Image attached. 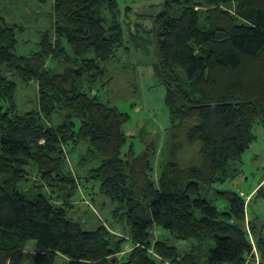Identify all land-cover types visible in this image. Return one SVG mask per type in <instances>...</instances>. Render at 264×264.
Instances as JSON below:
<instances>
[{"label": "trees", "instance_id": "1", "mask_svg": "<svg viewBox=\"0 0 264 264\" xmlns=\"http://www.w3.org/2000/svg\"><path fill=\"white\" fill-rule=\"evenodd\" d=\"M51 10L52 27L30 55L15 53L18 26L0 27V264H24L31 240L34 264H55L58 255L67 264H118L125 239L101 223L85 229L53 197L30 199L20 188L33 163L41 189L73 187L69 199L76 184L65 147L80 144L86 175H78L124 210L133 249L123 264H246L245 197L216 190L227 202L221 209L207 196L239 174L233 164L256 140L255 124L264 126V0H166L154 17L153 70L171 120L158 176L156 147L125 150L130 116L95 89L125 43L118 1L53 0ZM9 74L37 84L35 108L19 110ZM56 115L63 118L53 124ZM250 226L264 264V236ZM156 228L191 248L183 254L154 240Z\"/></svg>", "mask_w": 264, "mask_h": 264}, {"label": "rangeland", "instance_id": "2", "mask_svg": "<svg viewBox=\"0 0 264 264\" xmlns=\"http://www.w3.org/2000/svg\"><path fill=\"white\" fill-rule=\"evenodd\" d=\"M117 1L125 43L117 52L114 60L108 63L112 67V70L108 72L113 76L112 85L104 87L103 78L95 89L104 101L110 105H116L122 112L128 113L130 116L124 126L128 136L125 150L133 146L135 155L139 156L148 145H154L157 149L156 160L162 165L165 160H159V154L162 149L165 151L170 138L171 120L165 106V87L153 72V66L158 61V57L153 33L149 29L152 27L154 17L160 12L162 4L166 0ZM52 4L53 0H0V27L3 26V23L9 26H18L17 39L19 43L15 52L17 55L27 56L37 51L40 32L52 27L50 17ZM229 9L233 10L232 7ZM135 24L139 26L138 32L134 33V30H137V27H134ZM21 27H23V31H21ZM48 66L57 72L64 68L57 63H49ZM11 77L17 82L16 101L19 110L27 111L35 108L38 104L37 84L34 81L24 83L12 75ZM61 117L63 118L62 115H56L53 124H58ZM253 133L256 140L243 154L242 161L233 164V168L239 169V174L224 183L214 185V190L207 196L221 209H224L227 202L218 196L216 190L243 192L247 197L264 180V126L259 123L255 124ZM86 149V144L65 147L68 166L74 175L76 184V189L71 194L73 196L69 199L67 197L73 187L62 190L58 186L44 185L41 189L42 180L33 163L28 167L29 176L20 185V188L26 192L30 199L35 198L39 192L53 197L56 204L66 207L68 215L85 229H96L101 223L109 229L111 235L115 237V241L122 243L125 239L122 251L115 256L118 264H123V257L133 249L129 229L121 216L124 210L119 209V205L100 196L97 185L78 175H86V170L79 167L81 165H79L80 156L85 154ZM157 170V173L160 174L161 167L158 166ZM243 177H248L246 183ZM247 204V212L254 219L256 226L264 224V183L261 192L251 200L248 199ZM245 228L248 229L246 222ZM249 229L253 234L251 226ZM249 239L257 247L255 237L252 241L249 235ZM154 240H168L169 243L176 244L183 254L184 251L191 248L189 243L177 242L168 231L161 228L155 229ZM205 248L206 246L203 251ZM34 253L35 241L31 240L27 244L23 263L34 264ZM198 253H201L200 249ZM256 254L260 255L259 251H254L252 246L246 264H257L258 262L261 264V257L257 259ZM55 264H67V259L58 255Z\"/></svg>", "mask_w": 264, "mask_h": 264}, {"label": "crops", "instance_id": "3", "mask_svg": "<svg viewBox=\"0 0 264 264\" xmlns=\"http://www.w3.org/2000/svg\"><path fill=\"white\" fill-rule=\"evenodd\" d=\"M114 60V59H113ZM112 67H111V65L110 64H107V72H106V75L104 76V82H103V85H104V87H110V85H112V79H113V76L111 75V73H108L110 70H112L111 69ZM153 72H154V70H153ZM112 105V104H111ZM112 106H115V107H117L116 105H112ZM165 106H166V104H165ZM167 107V106H166ZM168 109V108H167ZM169 112V111H168ZM170 117V116H169ZM251 147V146H250ZM162 156V157H161ZM165 157V151H164V149H162L161 151H160V154H159V160H161V159H163ZM157 161V160H156ZM155 165H156V173L158 172V170H157V168H158V166L160 167V163L157 161L156 163H155ZM157 176H158V173H157ZM244 178V181H245V183H246V181L248 180V177H243ZM263 183H264V180L262 181V182H260V184H258L249 194H248V199H250L251 200V198L252 197H254V196H256V194H258L259 192H261V190H262V188H263ZM244 197H245V199H246V201H248V199H247V197L244 195V193L243 192H240ZM247 205L248 204H246V224H247V227H249V225H250V222H253V223H255L254 222V219L253 218H251V216H249V213L247 212ZM257 227H258V230L259 231H261V233L263 234V236H264V224H262V225H257ZM252 237H253V234H252ZM254 238V237H253ZM257 250H258V248H257ZM259 251V250H258ZM259 258H260V255H259Z\"/></svg>", "mask_w": 264, "mask_h": 264}, {"label": "built area", "instance_id": "4", "mask_svg": "<svg viewBox=\"0 0 264 264\" xmlns=\"http://www.w3.org/2000/svg\"><path fill=\"white\" fill-rule=\"evenodd\" d=\"M247 232L249 233V235H250V237H251V239H252V241H253V237H252V234H251V231H250V229H249V227H248V229H247ZM252 244H253V248H254V251H257L258 252V250H257V247H256V245L254 244V242H252ZM257 255V254H256ZM259 258V256L257 255V259ZM260 259V258H259ZM257 264H260V262H258Z\"/></svg>", "mask_w": 264, "mask_h": 264}]
</instances>
